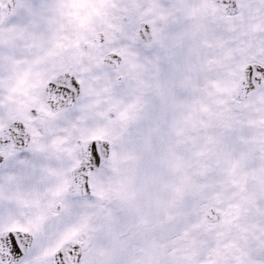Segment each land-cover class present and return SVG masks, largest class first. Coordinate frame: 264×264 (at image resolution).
Wrapping results in <instances>:
<instances>
[{"label":"snow or ice","instance_id":"6c2138e0","mask_svg":"<svg viewBox=\"0 0 264 264\" xmlns=\"http://www.w3.org/2000/svg\"><path fill=\"white\" fill-rule=\"evenodd\" d=\"M0 264H264V0H0Z\"/></svg>","mask_w":264,"mask_h":264}]
</instances>
